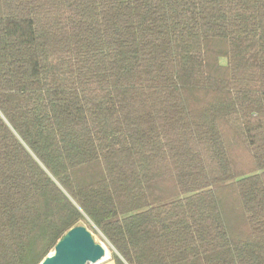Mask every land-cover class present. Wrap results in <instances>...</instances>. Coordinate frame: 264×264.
Instances as JSON below:
<instances>
[{
    "label": "trees",
    "instance_id": "16d2710c",
    "mask_svg": "<svg viewBox=\"0 0 264 264\" xmlns=\"http://www.w3.org/2000/svg\"><path fill=\"white\" fill-rule=\"evenodd\" d=\"M79 224L264 264V0H0V264Z\"/></svg>",
    "mask_w": 264,
    "mask_h": 264
},
{
    "label": "water",
    "instance_id": "95a60500",
    "mask_svg": "<svg viewBox=\"0 0 264 264\" xmlns=\"http://www.w3.org/2000/svg\"><path fill=\"white\" fill-rule=\"evenodd\" d=\"M108 256V248L98 242L92 231L79 224L57 242L40 264H98Z\"/></svg>",
    "mask_w": 264,
    "mask_h": 264
},
{
    "label": "rangeland",
    "instance_id": "374dc122",
    "mask_svg": "<svg viewBox=\"0 0 264 264\" xmlns=\"http://www.w3.org/2000/svg\"><path fill=\"white\" fill-rule=\"evenodd\" d=\"M94 237L98 242H101L106 245V247L108 248V255L110 253L116 252V249L111 245V243L107 239H105V237H103L102 234L94 235Z\"/></svg>",
    "mask_w": 264,
    "mask_h": 264
},
{
    "label": "crops",
    "instance_id": "0c3cea01",
    "mask_svg": "<svg viewBox=\"0 0 264 264\" xmlns=\"http://www.w3.org/2000/svg\"><path fill=\"white\" fill-rule=\"evenodd\" d=\"M98 264H116L115 260L112 258V253H110L103 261Z\"/></svg>",
    "mask_w": 264,
    "mask_h": 264
}]
</instances>
